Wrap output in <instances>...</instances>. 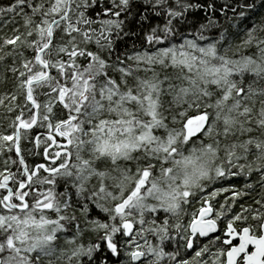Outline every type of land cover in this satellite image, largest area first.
<instances>
[{"label": "snow or ice", "instance_id": "snow-or-ice-1", "mask_svg": "<svg viewBox=\"0 0 264 264\" xmlns=\"http://www.w3.org/2000/svg\"><path fill=\"white\" fill-rule=\"evenodd\" d=\"M228 7L0 5V264H264V0Z\"/></svg>", "mask_w": 264, "mask_h": 264}, {"label": "trees", "instance_id": "trees-1", "mask_svg": "<svg viewBox=\"0 0 264 264\" xmlns=\"http://www.w3.org/2000/svg\"><path fill=\"white\" fill-rule=\"evenodd\" d=\"M8 2V0H0V5H6ZM244 2V0H216V6H217V16L221 19V22L227 26L229 24V21L224 17V13L220 12V8L221 6L227 4L229 5L228 8H226V12H227V16L228 17H232L234 16V13L231 11L232 8L237 7L238 4H242ZM259 15L260 13H257V15L251 16L250 19L248 21L245 22V24L247 26H251L254 22H259ZM245 25H241V27L243 28ZM132 30L139 33L140 32V28L136 27L135 24H133ZM233 31H235L233 29ZM243 37V33H240V36L238 38H236L235 42L238 44L240 38ZM133 42L135 43H139V41L137 40V38L135 36L130 37L127 40L128 45L130 46ZM5 116V112L4 109L0 108V124L3 123V117Z\"/></svg>", "mask_w": 264, "mask_h": 264}]
</instances>
